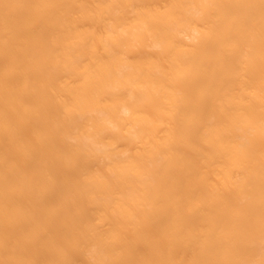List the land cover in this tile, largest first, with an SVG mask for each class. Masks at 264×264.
Segmentation results:
<instances>
[{
	"label": "bare ground",
	"instance_id": "6f19581e",
	"mask_svg": "<svg viewBox=\"0 0 264 264\" xmlns=\"http://www.w3.org/2000/svg\"><path fill=\"white\" fill-rule=\"evenodd\" d=\"M0 264H264V0H0Z\"/></svg>",
	"mask_w": 264,
	"mask_h": 264
}]
</instances>
